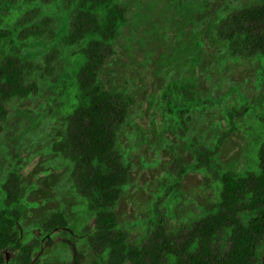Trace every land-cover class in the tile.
I'll use <instances>...</instances> for the list:
<instances>
[{
    "label": "rangeland",
    "instance_id": "374dc122",
    "mask_svg": "<svg viewBox=\"0 0 264 264\" xmlns=\"http://www.w3.org/2000/svg\"><path fill=\"white\" fill-rule=\"evenodd\" d=\"M115 1L125 7L127 21L105 49L101 79L136 100L120 134L125 160L136 169L131 184L124 187L120 225L129 241L143 245L159 223L167 237L181 245L192 222L205 215L198 198L215 194L216 186L213 175L204 178L199 171L207 166L205 161L192 166L188 157L181 158L182 143L192 139V133L166 131L170 116L163 95L172 82H194L195 88L188 89L197 92L201 106L195 110L193 126L201 131L233 111L242 130L229 156L240 170L252 164L248 132L264 112V72L259 58L228 56L225 46L215 42V26L221 17L256 0ZM37 23L39 27L42 21ZM40 46L35 44V52ZM35 62L41 65L43 58L36 56ZM82 64L78 46L60 47L49 72L40 75L43 69L35 65L36 88L27 97L9 100L6 118L0 119V204H28L20 226L38 264H106L102 256L88 252L87 198L69 169L51 162L48 149L73 108L74 83ZM178 90L173 92L176 96ZM55 210L65 213L67 224L50 230L45 222ZM217 244L224 252L229 249L222 233ZM259 247L264 251V240ZM263 255L259 264H264Z\"/></svg>",
    "mask_w": 264,
    "mask_h": 264
},
{
    "label": "trees",
    "instance_id": "16d2710c",
    "mask_svg": "<svg viewBox=\"0 0 264 264\" xmlns=\"http://www.w3.org/2000/svg\"><path fill=\"white\" fill-rule=\"evenodd\" d=\"M126 21L125 7L115 0H0V119L6 118L9 100L27 97L36 88L32 79L36 56L43 58L36 68L44 75L60 47L78 46L83 64L74 83L75 103L48 149L51 162L68 168L87 198L88 252L102 256L106 264H259L264 253L259 247L264 240V112L248 132L252 164L240 170L229 156L234 138L241 135L238 118L230 111L203 131L195 128L193 115L201 104L197 92L188 89L195 88L194 82H172L164 93L163 107L170 116L164 128L175 135L191 132L192 139L182 143L181 158L188 157L192 166L205 161L207 166L199 171L204 178L214 176L215 194L198 198L205 215L192 222L181 245L174 244L159 223L143 245L129 241L122 229L124 187L131 184L136 169L125 160L120 134L136 100L131 93L106 86L101 68L105 49ZM215 42L223 44L232 58H259L264 72V0L221 17ZM37 43L42 48L35 52ZM177 88L180 96L173 93ZM18 192L23 193L22 187ZM25 208L28 204L20 202L0 204V264H38L20 226ZM66 224L61 210L45 222L50 230ZM220 233L229 242L226 252L217 244Z\"/></svg>",
    "mask_w": 264,
    "mask_h": 264
}]
</instances>
